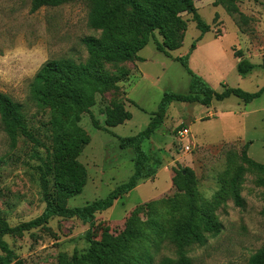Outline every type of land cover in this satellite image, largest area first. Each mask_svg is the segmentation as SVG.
<instances>
[{
	"label": "rangeland",
	"instance_id": "rangeland-1",
	"mask_svg": "<svg viewBox=\"0 0 264 264\" xmlns=\"http://www.w3.org/2000/svg\"><path fill=\"white\" fill-rule=\"evenodd\" d=\"M30 2L0 0V93L22 105L28 131L46 148H51V122L56 113L38 106L30 98L29 85L48 61L67 58L84 62L87 53L81 39L99 36L100 32L88 27V5L83 1L42 8L33 14L29 12ZM213 2L194 3L202 21L210 27L202 36L201 49L190 52L191 44L201 33L191 15L183 13L186 24L180 32L184 37L179 49L169 52L167 57L157 52L150 40L138 53L144 62L137 65L138 71L129 74L125 92L120 88L98 89L90 110L101 126H104L105 108L118 103L131 114V119L107 133L95 129L87 114L79 116L78 126L89 139L77 158L85 170L77 176L83 183L82 193L64 199L53 191L51 175L52 200H63L67 208L82 207L105 198L128 181L133 174V153L130 149H120L117 138L132 137L143 131L163 93L188 92L191 76L173 58L188 55L190 72L216 93L222 92L224 86L248 93L264 86V0H236L239 11L247 18L244 25L237 16L228 15ZM155 37L162 42L157 32ZM238 51L258 66L245 77L236 71L238 59L233 53ZM136 61L105 64L104 71L122 77ZM179 128H187L190 133L181 143L175 138ZM245 144H248L247 158L263 164L264 93L248 104L229 97L222 102L213 101L211 108L172 102L162 125L142 144L146 154L159 155L161 166L153 179L138 182L133 191L119 198L110 209L94 216L95 239H117L132 210L149 202H155V220L165 228L173 227L180 220V211L170 212V204L183 194L181 171L191 169L198 198L212 202L221 189L220 179L229 167V159L233 158V167L242 166L245 170L239 183L242 206H236L231 197L225 198L215 211L221 232L208 237L205 245L189 248L187 256L192 264H246L250 255L264 244V175L251 171L248 163L241 160ZM185 145L190 147L189 152L183 151ZM0 162V216L11 227L38 217L45 207L39 182L46 162L45 149L23 137L12 146L0 123ZM88 228L89 222L79 217L52 218L41 228L8 235L4 240L23 264H57L60 254L70 258L75 252H87ZM165 256L173 257L167 243L156 256V262Z\"/></svg>",
	"mask_w": 264,
	"mask_h": 264
},
{
	"label": "trees",
	"instance_id": "trees-1",
	"mask_svg": "<svg viewBox=\"0 0 264 264\" xmlns=\"http://www.w3.org/2000/svg\"><path fill=\"white\" fill-rule=\"evenodd\" d=\"M77 1L88 5V27L100 32L99 36L81 39L87 53L86 60L75 62L60 58L48 61L39 68L29 85L30 98L38 106L56 113L51 122V148H46L28 131L22 105L0 93V123L11 145L15 146L19 137H23L46 151V162L39 176L45 207L38 217L14 227L0 216V264H23L4 240L5 236L41 228L52 218L73 217L89 222L85 235L88 250L82 254L75 252L70 258L60 254L57 264H192L187 256L188 249L205 245L208 237L221 232L222 225L215 211L225 198L231 197L236 206H242L239 183L245 170L242 166L234 168L233 158L229 159V167L220 179L221 189L212 202L198 198L193 171L189 168L181 171L183 194L170 204V212L177 209L180 211V220L173 227L165 228L155 220V202H149L132 210L117 239L97 241L94 236V216L110 209L119 198L135 189L138 182L154 178L161 166V158L158 154H146L142 144L162 125L172 102L196 103L208 108L213 101L222 102L229 97H236L248 104L262 96L264 86L254 93L224 86L222 92L216 93L190 72L188 55L173 58L191 76L188 92L163 93L156 112L151 114L143 131L132 137L117 138L120 149H130L133 153V174L105 198L82 207L67 208L63 200L56 202L51 199L49 177L53 175V191L64 199L82 193L83 183L77 176L85 170L77 158L89 139L78 126L79 116L87 114L95 129L107 133H110L109 129L131 119V114L125 111L122 103L105 108L104 126L98 123L91 112L90 108L95 104V95L100 87L117 90L118 84L130 74L127 71L122 77L110 75L104 71V65L139 61L138 53L150 40L157 52L170 57L169 52L182 45L184 36L180 32L186 24L181 16L183 13L191 15L201 33L191 44L190 52L195 49L196 42L210 31L209 25L202 21L194 6L199 0H31L29 12L33 14L42 8H56ZM213 5L221 6L230 16H237L241 25L247 22L236 0H214ZM155 32L161 36L162 42L157 40ZM233 56L238 59L236 71L242 77L258 67L244 59L240 51L234 52ZM247 146L244 145L241 160L248 163L251 171L264 175V163H255L247 158ZM164 243L173 250V257L165 256L156 262V256ZM246 264H264V244L250 255Z\"/></svg>",
	"mask_w": 264,
	"mask_h": 264
},
{
	"label": "crops",
	"instance_id": "crops-1",
	"mask_svg": "<svg viewBox=\"0 0 264 264\" xmlns=\"http://www.w3.org/2000/svg\"><path fill=\"white\" fill-rule=\"evenodd\" d=\"M203 37H202V39L196 44V47H195V49L193 50V53L194 52H197V50H199V49H201L202 48V46H203ZM142 51V50H141ZM138 58L140 59L139 61H136V63H135V65L134 64H132L131 65V71H130V74L132 75V74H134L136 71H138V68H137V65L138 64H141L142 62H144V59L143 58H141L139 55H138ZM137 76H140L141 77V75H137ZM127 81L128 80H126V82H121V83H119L118 84V87L122 90V91H124V89H125V84L127 83ZM125 92V91H124ZM209 108H211V105H210V107ZM180 129V128H179ZM189 132V131H188ZM190 134V133H189ZM137 187V186H136ZM134 190V189H133ZM132 190V191H133Z\"/></svg>",
	"mask_w": 264,
	"mask_h": 264
},
{
	"label": "built area",
	"instance_id": "built-area-1",
	"mask_svg": "<svg viewBox=\"0 0 264 264\" xmlns=\"http://www.w3.org/2000/svg\"><path fill=\"white\" fill-rule=\"evenodd\" d=\"M189 135V132L187 130V128H180L177 129L175 132V138L181 143V140H183L186 136ZM183 151L184 152H189L190 151V147L188 145H185L183 147Z\"/></svg>",
	"mask_w": 264,
	"mask_h": 264
}]
</instances>
